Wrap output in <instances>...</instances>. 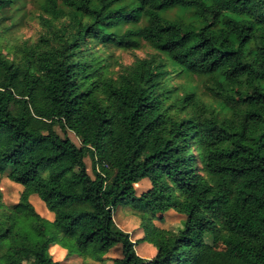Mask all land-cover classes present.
Masks as SVG:
<instances>
[{
	"label": "trees",
	"instance_id": "1",
	"mask_svg": "<svg viewBox=\"0 0 264 264\" xmlns=\"http://www.w3.org/2000/svg\"><path fill=\"white\" fill-rule=\"evenodd\" d=\"M19 2L0 0V23ZM39 11L45 33L0 52V178L22 187L0 203V264H59L49 250L63 243L83 259L120 245L112 264H264V0H42ZM142 42L156 53L116 75L90 47ZM175 74L199 78L211 101L179 94ZM119 206L147 213L154 258L115 226ZM169 211L180 227H157Z\"/></svg>",
	"mask_w": 264,
	"mask_h": 264
},
{
	"label": "rangeland",
	"instance_id": "2",
	"mask_svg": "<svg viewBox=\"0 0 264 264\" xmlns=\"http://www.w3.org/2000/svg\"><path fill=\"white\" fill-rule=\"evenodd\" d=\"M41 2L42 0H20V2L17 4V6L20 7V11L18 13L13 14L11 10H7L5 12V14L3 15L4 20L0 23V52L3 55H6L8 58H12L15 50L20 47L21 44L25 42L32 44L33 42L38 40V37L40 35L45 33V29L38 17V15L40 14L39 5L41 4ZM179 15L183 14L177 10H172L164 14L165 17L170 18H175ZM10 17L12 19H10ZM90 47L92 48L91 52H93L95 56L100 57L101 60L104 61L107 70H109L111 73H115V75L120 72V69L122 67L130 66L134 63L135 60L146 59L156 53L145 42H142L141 47L138 50H121L113 47L104 48L100 45L92 44L90 45ZM170 83L173 87L178 90L179 94L182 93L183 89L194 90L204 101H211L207 94L204 93L200 79L195 76H190L186 74H175L173 75ZM55 131L59 136H64V133L58 127H55ZM65 135L76 146H80L78 139L72 132L66 131ZM84 161L87 167L88 174L92 176L91 163L89 158L86 157ZM145 184H147V188L150 186L149 181L147 179H143L139 183L134 184L133 188L135 194H140L146 188ZM21 190L22 187L20 185L9 181L5 177H1L0 203L5 204L6 206L15 204L18 200ZM30 204L40 216H42L49 222L53 220V214L46 209L45 205L35 193L30 196ZM114 216L119 223L127 227V229L129 230L128 234L133 232V234L131 235L134 236V242L138 244L136 246L137 252L141 255L145 254L146 250L144 248H141L140 244H147V242L144 241L141 236L137 235L139 233L142 234V232L139 231V233H137V231H134L132 229V226H136L137 228L141 229V225L144 222L143 220L146 219L147 213L142 212L140 209H135L132 206H119L115 209ZM183 217V215L181 216L173 211H169L163 216L164 220L162 223L154 221V224L159 228L171 230L180 227ZM131 220H133V222ZM115 226L121 230V228L117 224H115ZM48 231L51 232L54 230L51 226H48ZM53 246L59 245H52L51 248H53ZM65 246L67 247V244H65ZM150 246L154 249L153 245L150 244ZM217 248H221V246H217ZM114 254H116V251L112 252V255ZM71 255L77 254L72 253ZM69 261L70 260H68V262ZM64 263H66V260L62 264ZM98 264L107 263L101 262Z\"/></svg>",
	"mask_w": 264,
	"mask_h": 264
},
{
	"label": "crops",
	"instance_id": "3",
	"mask_svg": "<svg viewBox=\"0 0 264 264\" xmlns=\"http://www.w3.org/2000/svg\"><path fill=\"white\" fill-rule=\"evenodd\" d=\"M145 185H146V188L141 193L147 191L149 189V187H150L149 186L147 188V184H145ZM140 194H136V195H140ZM114 213H115V211H114ZM113 220H114V223L117 224L121 228V230H123L124 232H127V234L129 233V230L127 229V227H125V225L119 223L118 220L115 219L114 214H113ZM131 221L133 222V220H131ZM134 227H136V226H132V229L134 231H137V233H139V231L142 232V234L139 233L137 235L141 236L143 238V236H144L143 229L142 228L140 229V228H137V227L134 228ZM131 234H133V232L129 234L130 240L132 242H134V240H135L134 236L131 235ZM148 243L149 242H147V244H145V243L140 244L141 248H144L146 250L145 254H143V255H141V254H139L137 252V247L136 246L138 244L135 243V247L134 248H135L136 254L139 257H141L143 259L150 260V259L154 258V256L156 255V249H155L154 246H153L154 247V249H153L150 246L151 243H149V244ZM63 244H64V246H63ZM63 244H60L59 246H53V248H50V250H49V254L52 257V259L54 261L58 262L59 264H62L65 260H66V263H64V264H98V263H101V262H103V263L105 262L107 264H112V261L114 259H118V258L121 257V246L120 245H117L114 248L110 249L107 253L97 254V255H93V256H88L86 259H83L79 255H69L68 254V248L65 246L66 243H63ZM151 245H153V244H151ZM113 251H116V254L112 255ZM68 258H70V259H68ZM68 260H70V261L68 262Z\"/></svg>",
	"mask_w": 264,
	"mask_h": 264
}]
</instances>
